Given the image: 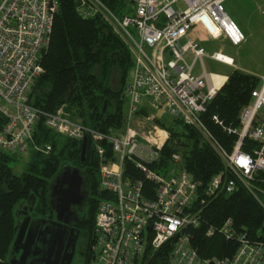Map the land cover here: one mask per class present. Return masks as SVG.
Here are the masks:
<instances>
[{
  "label": "built area",
  "instance_id": "built-area-1",
  "mask_svg": "<svg viewBox=\"0 0 264 264\" xmlns=\"http://www.w3.org/2000/svg\"><path fill=\"white\" fill-rule=\"evenodd\" d=\"M225 1L119 0L116 10L105 0H76L79 15L101 18L133 60L123 91L128 113L120 126L102 130L74 119L65 105L48 113L31 104L45 73L43 54L60 0H0V154L51 152V144L34 138L41 120L64 137L91 138L105 198L98 205L88 264H145L147 256L166 245L168 264H264V235L252 236L232 217L218 224L204 218L206 206L221 193L240 186L254 192V177L264 171V122L257 121L264 108V78L241 108L237 124L225 125L219 115L213 116L237 135L232 148L204 120L224 85L215 84L205 57L228 65L234 60L219 51L209 54L192 34L202 25L212 38L242 43L245 34L227 13ZM175 124L196 129L221 158L223 170L207 185L187 171L181 150H173L163 166V149ZM246 139L254 142L249 151ZM202 231L206 238L222 236L234 251L202 255L195 241Z\"/></svg>",
  "mask_w": 264,
  "mask_h": 264
},
{
  "label": "trees",
  "instance_id": "trees-1",
  "mask_svg": "<svg viewBox=\"0 0 264 264\" xmlns=\"http://www.w3.org/2000/svg\"><path fill=\"white\" fill-rule=\"evenodd\" d=\"M113 9L118 10L119 0H105ZM122 54L128 59L125 76L131 73L133 60L126 45L116 36L109 26L99 17L83 18L76 9V0H60V9L55 17L51 41L43 54L45 73L38 79L31 104L48 113L56 112L65 105L74 119L102 130L120 126L124 118L125 99L119 93L118 104L114 111L103 112L105 100L108 103L113 93L95 69L105 77L109 66L117 60L123 62ZM120 57L119 59H117ZM129 80V78H128ZM47 84L44 95L37 92V86ZM128 83V82H127ZM259 86L256 75L234 69L220 88L217 96L209 104L204 120L227 147L232 148L236 134H229L222 125L213 120L219 115L225 125L237 124L241 108L249 103L252 91ZM170 128V139L163 149V166L169 163L173 150H181L185 167L194 178L207 185L212 177L224 168V164L210 144L200 133L190 127L177 125ZM37 143L51 144L49 153L32 152L28 170L21 176L14 175L7 154H0V261H6L14 238L17 205L33 194L43 205H49V186L47 178H54L64 164L81 169L88 191L89 212L86 215L90 245L93 239L98 205L105 193L99 189L98 156L89 138L87 161L80 160L82 141L64 137L40 121L34 133ZM192 140L193 144L187 142ZM188 145L190 148L184 147ZM254 145L246 139L244 149L249 151ZM64 165V166H63ZM254 192L240 186L233 192L221 193L210 202L204 211L207 223L218 224L227 217L234 218L252 236L264 235V171H258L253 181ZM49 207V206H48ZM200 253L204 256H222L234 251L235 246L220 235L206 238L203 231L195 236ZM170 245H166L147 256L145 264H168ZM89 254V251L85 253ZM86 262H87V255Z\"/></svg>",
  "mask_w": 264,
  "mask_h": 264
},
{
  "label": "flooded vegetation",
  "instance_id": "flooded-vegetation-1",
  "mask_svg": "<svg viewBox=\"0 0 264 264\" xmlns=\"http://www.w3.org/2000/svg\"><path fill=\"white\" fill-rule=\"evenodd\" d=\"M56 175L52 182L50 191L51 199L49 200L48 210H46L48 206H44L42 210H38V201L33 194H30L27 199L22 201H27L26 204H19L15 209V227H17V230L15 231L14 227V238L10 245L7 260L4 262L0 261V264H47L48 259L44 256L46 251L44 248L50 245L49 239L51 236H56L60 232L64 234L65 243L57 264H85L83 255L85 256L90 244V236L87 228L88 223L86 220V215L89 212L88 197L83 204L73 207L75 215L71 217V220L62 225V227L59 226L56 212L57 201L56 198L51 195ZM24 223H26L24 241H20L14 247L13 242ZM73 243H75L74 249H72ZM52 244L53 242L51 246ZM58 249L59 240L55 245V251L51 258L52 264H55L54 261L57 255L56 250ZM23 253H27V256L25 259L21 260ZM71 253L72 257L69 263H67Z\"/></svg>",
  "mask_w": 264,
  "mask_h": 264
},
{
  "label": "rangeland",
  "instance_id": "rangeland-1",
  "mask_svg": "<svg viewBox=\"0 0 264 264\" xmlns=\"http://www.w3.org/2000/svg\"><path fill=\"white\" fill-rule=\"evenodd\" d=\"M231 0H226L224 5H225V9L227 11V13H229V2ZM251 1V0H250ZM207 25L209 26V28L212 30V32L217 35L219 34V29L212 24L209 20L206 21ZM197 30V39L201 42V44L205 47L206 51L211 54L215 51H219L222 52L226 55L232 56L234 58L237 59V63L240 59H242V54H243V49L246 45V43H241L240 45H234L232 44L228 39H223V38H208V30L200 25L196 27ZM248 44L253 43L251 41H247ZM120 57H118L117 55V59H119ZM122 58L124 59L123 62L120 61H114V63H112L111 66H109V68L107 69V73L106 76L103 77L100 74L99 69L97 70V68L95 69V72H97L98 75H100L98 78L100 81H103V83L108 86L112 93V99L110 100V102L108 103V106L110 107L107 111L110 110H115L116 105L118 104V97H119V93L122 94V92L124 91V88L127 84V82H129L130 77H131V73L128 75V77L125 76L126 71L128 69V59L126 58L125 55L122 54ZM243 59H248L249 61L255 60L256 58L254 56H249L247 55H243ZM204 63L206 65V68L208 71H212V72H216L219 74H224V75H228L229 73L232 72V70L234 69V67L229 66L227 64H224L222 62L219 61H215L213 59H211L210 57H205L204 59ZM199 67H200V62L197 64L196 69L199 71ZM240 67V66H239ZM129 78V80H128ZM215 79L217 82L224 80L225 77L224 76H215ZM48 87L46 83H43V85L41 87L37 86V92H40V94L44 95L45 92L47 91ZM127 105H124V114L127 115ZM124 119V118H123ZM233 125H235V123H232ZM173 127L177 128V125H173ZM187 142L191 144H193L192 140H187ZM184 147L189 148L188 145H184ZM190 149V148H189ZM38 153H42L40 151H36ZM31 160V154H26L20 157L17 156H11L9 157V165L11 168V171L14 175H18L21 176L24 172H26L28 170V166H29V162ZM66 165H70V164H64ZM63 165V166H64ZM98 168H99V162H98ZM47 180L50 182V186H49V200L51 199L50 196V191H51V187H52V182H53V178H47ZM253 185V184H252ZM254 186V185H253ZM38 205L37 208L38 210H42L44 208L43 202L41 200H38ZM26 202H20L19 204L24 205L26 204ZM19 204L17 205V207L19 206ZM16 207V208H17ZM49 207H47L46 210H48ZM80 250V249H79ZM89 251V248L87 249L86 252ZM82 255V253H81ZM87 255V262H86V256ZM85 256L83 255V260H85V264H88L89 261V254L87 253Z\"/></svg>",
  "mask_w": 264,
  "mask_h": 264
},
{
  "label": "water",
  "instance_id": "water-1",
  "mask_svg": "<svg viewBox=\"0 0 264 264\" xmlns=\"http://www.w3.org/2000/svg\"><path fill=\"white\" fill-rule=\"evenodd\" d=\"M108 106V100H105L103 106V112H106ZM88 144H89V137L85 135L82 139V146H81V154L80 160L82 163L87 161V151H88ZM55 183L51 192V195L56 198V212L57 217L59 220V226L62 227L65 223H68L71 220V217L75 215V211L73 209L74 206H78L83 204L84 201L87 200L88 191H87V183L85 177L81 171V169L77 166L73 165H66L59 170L55 177ZM25 227L26 223L23 224L19 234L16 236L13 246L15 247L17 243L20 241H24L25 235ZM17 227H15V231ZM59 240V249L57 251L55 264L59 262V256L64 248V234L60 232L56 236H51L49 239L50 245L45 247V258H47V264H52L51 258L53 257V253L55 251V245ZM53 242L52 246L51 243ZM75 248V243L72 245V249ZM73 253V252H72ZM72 253L70 254L69 263ZM27 253H23L21 256V260L25 259Z\"/></svg>",
  "mask_w": 264,
  "mask_h": 264
},
{
  "label": "crops",
  "instance_id": "crops-1",
  "mask_svg": "<svg viewBox=\"0 0 264 264\" xmlns=\"http://www.w3.org/2000/svg\"><path fill=\"white\" fill-rule=\"evenodd\" d=\"M228 14L245 34V40L242 43H246L243 49L242 59L237 63V59L230 56L234 62L233 65L229 66L256 75L259 78L260 86L264 78V0H231L229 2ZM197 34L196 30L192 35L197 39ZM220 37L226 39L224 36ZM208 38H212L210 32ZM248 40L253 43L248 44ZM247 54L254 56L256 59L252 61L243 59V55ZM209 72L219 74L212 71ZM229 74H219V76L225 77L224 80H221V82L223 81L222 85L227 81ZM257 121L264 122V108L260 112Z\"/></svg>",
  "mask_w": 264,
  "mask_h": 264
},
{
  "label": "bare ground",
  "instance_id": "bare-ground-1",
  "mask_svg": "<svg viewBox=\"0 0 264 264\" xmlns=\"http://www.w3.org/2000/svg\"><path fill=\"white\" fill-rule=\"evenodd\" d=\"M215 76L219 77V74H215V73H214V74L212 75V79H213V81L215 82V84L218 85V86L222 85L223 81H222V82H221V81L217 82L216 79H215Z\"/></svg>",
  "mask_w": 264,
  "mask_h": 264
}]
</instances>
